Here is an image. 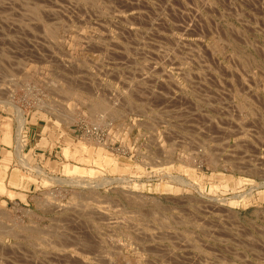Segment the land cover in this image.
<instances>
[{
	"label": "rangeland",
	"instance_id": "rangeland-1",
	"mask_svg": "<svg viewBox=\"0 0 264 264\" xmlns=\"http://www.w3.org/2000/svg\"><path fill=\"white\" fill-rule=\"evenodd\" d=\"M13 104L0 264H264V0H0Z\"/></svg>",
	"mask_w": 264,
	"mask_h": 264
},
{
	"label": "crops",
	"instance_id": "crops-1",
	"mask_svg": "<svg viewBox=\"0 0 264 264\" xmlns=\"http://www.w3.org/2000/svg\"><path fill=\"white\" fill-rule=\"evenodd\" d=\"M22 118V123L19 124L20 121L15 116H7L0 111V203L21 202L28 196V182L23 177L24 170L18 163L16 153L18 129L24 135L25 149L31 155L38 153L43 156L48 152L46 150H53V144L59 147L66 138L61 127L50 125L43 115L40 117L34 112H26ZM53 132L60 134L57 140L51 138ZM57 149L61 150L63 147Z\"/></svg>",
	"mask_w": 264,
	"mask_h": 264
},
{
	"label": "bare ground",
	"instance_id": "bare-ground-1",
	"mask_svg": "<svg viewBox=\"0 0 264 264\" xmlns=\"http://www.w3.org/2000/svg\"><path fill=\"white\" fill-rule=\"evenodd\" d=\"M68 89H69V88H68ZM10 98L12 99V95L10 96ZM11 104H12V103H11ZM11 104H10V105H11ZM13 106H14V109L17 110V113H18L17 115H19V120H18V121H20L19 124H21L23 118H22L20 115L22 114V112L20 113L21 110L19 111V109H18V107H17L16 105L13 104ZM97 107H98V106H97ZM100 108H101V106H100ZM15 113H16V112H15ZM17 115H16V116H17ZM68 118H69V116H68ZM23 122H24V121H23ZM20 128H21V127H20ZM22 157H23V156H22ZM21 160H22V159H21ZM23 160H24V159H23ZM27 166H28V165H27ZM111 168H112V167H111ZM119 168H120V167H119ZM115 169H116V168H115ZM121 169H122V168H121ZM169 175H170V174H169ZM174 178H175V177H174ZM178 179H179V178H178ZM180 179H182V178L180 177ZM184 181H185V180H184ZM184 181H183V182H184ZM104 182H105V181H104ZM106 182H107V180H106ZM184 184L187 185L186 181L184 182ZM189 185H191V183H190ZM189 185H188V186H189ZM192 186H193V185H192ZM192 186H191V187H192ZM61 245H62V244H61ZM63 245H64V244H63ZM80 250H81V249H80ZM83 252H85V251L83 250Z\"/></svg>",
	"mask_w": 264,
	"mask_h": 264
},
{
	"label": "built area",
	"instance_id": "built-area-1",
	"mask_svg": "<svg viewBox=\"0 0 264 264\" xmlns=\"http://www.w3.org/2000/svg\"><path fill=\"white\" fill-rule=\"evenodd\" d=\"M86 131H87V133H90V134H97L98 133V129L95 127L87 128Z\"/></svg>",
	"mask_w": 264,
	"mask_h": 264
}]
</instances>
